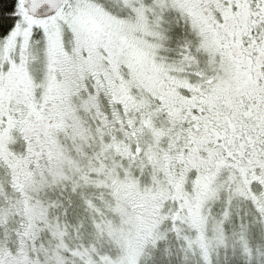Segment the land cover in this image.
I'll list each match as a JSON object with an SVG mask.
<instances>
[{"label": "snow or ice", "instance_id": "obj_1", "mask_svg": "<svg viewBox=\"0 0 264 264\" xmlns=\"http://www.w3.org/2000/svg\"><path fill=\"white\" fill-rule=\"evenodd\" d=\"M0 264H264V0H0Z\"/></svg>", "mask_w": 264, "mask_h": 264}]
</instances>
